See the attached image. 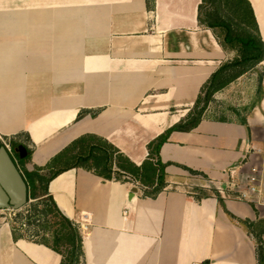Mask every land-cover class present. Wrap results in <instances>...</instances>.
Instances as JSON below:
<instances>
[{
    "label": "crops",
    "instance_id": "crops-1",
    "mask_svg": "<svg viewBox=\"0 0 264 264\" xmlns=\"http://www.w3.org/2000/svg\"><path fill=\"white\" fill-rule=\"evenodd\" d=\"M249 1L264 40V0ZM201 3L0 0V131L27 145L34 167L87 133L142 164L149 143L189 113L211 75L236 55L200 23ZM215 97L233 102L234 116H205L172 134L161 149L169 165L157 197L140 188L131 196L136 185L84 168L51 181L63 213L90 221L82 264H257L244 221L264 219V205L219 191L200 195L235 166L245 175L258 166L264 180V60ZM62 259L0 210V264Z\"/></svg>",
    "mask_w": 264,
    "mask_h": 264
},
{
    "label": "trees",
    "instance_id": "trees-1",
    "mask_svg": "<svg viewBox=\"0 0 264 264\" xmlns=\"http://www.w3.org/2000/svg\"><path fill=\"white\" fill-rule=\"evenodd\" d=\"M199 21L213 30L225 49L235 51L236 55L211 75L189 113L149 143V155L142 164H136L114 144L93 133L73 140L45 167L29 169L27 165L31 154L20 160L19 165L29 182V200H34L30 204L31 209L38 211V207L43 206L42 212L48 217L43 224L41 242L63 255L61 264L83 263V235L78 224L65 215L56 203L49 190L51 181L70 169L84 168L105 180L132 183L141 189L143 197H157L167 186L169 163L162 161L163 145L174 132L195 129L215 94L264 60V40L249 0H202ZM13 143L25 144L19 140ZM201 191L204 192L201 197L208 196L204 190ZM220 199L223 200L221 196ZM244 223L256 241L257 264H264V220L257 223L246 220ZM260 225L263 228L258 231Z\"/></svg>",
    "mask_w": 264,
    "mask_h": 264
},
{
    "label": "built area",
    "instance_id": "built-area-1",
    "mask_svg": "<svg viewBox=\"0 0 264 264\" xmlns=\"http://www.w3.org/2000/svg\"><path fill=\"white\" fill-rule=\"evenodd\" d=\"M16 140L15 136L5 135L0 131V146H5L12 155L14 154L13 142ZM241 170V166H235L228 170L225 173L226 178L216 186L218 191L225 196L235 197L240 201L253 203L256 206L264 205V180L259 167L253 166L246 175ZM4 211L5 218L15 224L12 212L15 213L16 210L6 209ZM87 220L83 219L76 222L82 233L88 230L90 221Z\"/></svg>",
    "mask_w": 264,
    "mask_h": 264
},
{
    "label": "water",
    "instance_id": "water-1",
    "mask_svg": "<svg viewBox=\"0 0 264 264\" xmlns=\"http://www.w3.org/2000/svg\"><path fill=\"white\" fill-rule=\"evenodd\" d=\"M14 152L19 154L20 159L30 154L29 148L23 143L14 145ZM27 166L31 170L34 168L31 164ZM138 192L139 188L133 187L131 196ZM29 201V182L15 157L5 146H0V210H20Z\"/></svg>",
    "mask_w": 264,
    "mask_h": 264
},
{
    "label": "rangeland",
    "instance_id": "rangeland-1",
    "mask_svg": "<svg viewBox=\"0 0 264 264\" xmlns=\"http://www.w3.org/2000/svg\"><path fill=\"white\" fill-rule=\"evenodd\" d=\"M216 94H215V96H216ZM234 107H235V104L233 102L232 103L228 102L227 105H224V104H221L219 99L214 97V99L207 105L205 113H204V117L206 116V117H211V118H214V117L230 118V117L234 116V114L232 112V109H235ZM31 153L32 152L30 151V154ZM30 164H31V162H30ZM31 165L33 166V164H31ZM198 177L201 178L200 176H198ZM203 182H204L203 184L207 183L205 179ZM189 185H190V183H189ZM196 186L197 187H194V185H193V187L196 189L197 188H199V189L203 188V187H200L201 185H199V186L196 185ZM204 190H205V193L208 195L211 193H217L218 192V190L215 189L212 185H208V186L204 187ZM32 201L34 202V200H30L26 206H24L20 210H16L15 213L12 212V217L14 219L13 221L15 222V225L18 228L22 229L26 235H28L29 237H31L33 239L41 241V239L43 237V233H44L43 224H46L48 217L45 216L42 212V209L44 208L43 206L38 207V211H35V210L32 211L31 205H30ZM261 220H264V219H261ZM245 226H246V224H245ZM262 228H263V226L260 225V227L258 228V231ZM46 236H48V235H46Z\"/></svg>",
    "mask_w": 264,
    "mask_h": 264
},
{
    "label": "flooded vegetation",
    "instance_id": "flooded-vegetation-1",
    "mask_svg": "<svg viewBox=\"0 0 264 264\" xmlns=\"http://www.w3.org/2000/svg\"><path fill=\"white\" fill-rule=\"evenodd\" d=\"M29 151H30V150H29ZM13 156L15 157V159H17L18 164H20V160H21V159L19 158V154L14 152ZM16 157H17V158H16Z\"/></svg>",
    "mask_w": 264,
    "mask_h": 264
}]
</instances>
